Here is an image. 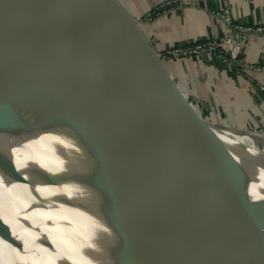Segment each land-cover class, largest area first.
<instances>
[{"label": "water", "instance_id": "water-1", "mask_svg": "<svg viewBox=\"0 0 264 264\" xmlns=\"http://www.w3.org/2000/svg\"><path fill=\"white\" fill-rule=\"evenodd\" d=\"M71 3L49 16L0 0V236L47 264H92L34 190L44 182L72 190L114 264H264V207L216 133L260 132L199 116L164 90L170 78L128 69L162 59L116 0ZM61 32L71 53L49 41ZM104 44L109 60L128 45L123 68L102 64Z\"/></svg>", "mask_w": 264, "mask_h": 264}, {"label": "crops", "instance_id": "crops-1", "mask_svg": "<svg viewBox=\"0 0 264 264\" xmlns=\"http://www.w3.org/2000/svg\"><path fill=\"white\" fill-rule=\"evenodd\" d=\"M67 1L23 0L22 11L31 14L46 10L49 16H60L66 12L67 6H76V3L67 5ZM166 1L116 0L113 8L138 17V27L147 37L155 40L157 49L193 43L201 39L221 38L230 34L229 28L214 16V11L223 0H175L171 3ZM227 1L237 22L264 23V0ZM147 11L153 13L152 18H140ZM68 38V33L61 32L50 36L49 41L51 45L71 53L72 47L65 44ZM138 42L139 50H143L144 42ZM241 43L242 54L248 62L264 63V34L250 33ZM85 46L83 42L80 45L86 56L90 48ZM110 50L108 45L104 44L93 52L104 66L112 69L123 68L127 64L125 58L129 53L128 45L124 44L120 48L114 60H109ZM134 62L128 63L127 68L148 70L155 72L159 77L170 78L172 84L164 90L172 94L178 90L199 116L264 133V89H260L256 84H264V71L249 69L247 72H238L230 67L224 58L209 53L162 62L141 55L134 58Z\"/></svg>", "mask_w": 264, "mask_h": 264}, {"label": "bare ground", "instance_id": "bare-ground-1", "mask_svg": "<svg viewBox=\"0 0 264 264\" xmlns=\"http://www.w3.org/2000/svg\"><path fill=\"white\" fill-rule=\"evenodd\" d=\"M218 137L231 148L221 157L222 162L246 176L249 204L264 207V146H256L255 134H228L216 132ZM260 142V141H259ZM34 190L44 199L75 242L87 253L92 264H114L105 244L90 229L75 206L74 194L68 187L53 183L34 182ZM9 201L0 196V216L5 220ZM259 223L264 220L256 216ZM0 264H47L38 257L11 246L0 236Z\"/></svg>", "mask_w": 264, "mask_h": 264}, {"label": "built area", "instance_id": "built-area-1", "mask_svg": "<svg viewBox=\"0 0 264 264\" xmlns=\"http://www.w3.org/2000/svg\"><path fill=\"white\" fill-rule=\"evenodd\" d=\"M172 1L175 0H167L166 3H171ZM152 15V12L147 11L140 18L149 20ZM214 16L229 28L230 34L221 38L201 39L193 43L173 45L164 49H157L154 44L155 40L150 38L158 56L162 60H169L196 56L200 53H209L224 58L228 65L235 68L238 72H247L249 69L264 71V63L254 64L244 58L241 43L250 33L264 34V23L246 24L237 22L233 18L231 6L227 0H223L220 3L219 7L214 11ZM134 17L138 20V17L135 15ZM256 84L260 89H264L263 83L257 82Z\"/></svg>", "mask_w": 264, "mask_h": 264}, {"label": "rangeland", "instance_id": "rangeland-1", "mask_svg": "<svg viewBox=\"0 0 264 264\" xmlns=\"http://www.w3.org/2000/svg\"><path fill=\"white\" fill-rule=\"evenodd\" d=\"M261 133H263V132H260V134L257 135L256 141H255V144H256V146H258V147L264 143V133H263V134H261ZM220 141H221V145H222V147H223V151H222V152H230V151H231V148L228 147V146H226V145H225V142H224L223 140L220 139ZM259 141H260V142H259ZM263 146H264V144H263ZM215 151H216V150H215ZM216 152H217V151H216Z\"/></svg>", "mask_w": 264, "mask_h": 264}]
</instances>
